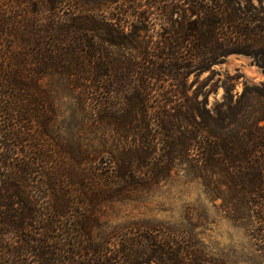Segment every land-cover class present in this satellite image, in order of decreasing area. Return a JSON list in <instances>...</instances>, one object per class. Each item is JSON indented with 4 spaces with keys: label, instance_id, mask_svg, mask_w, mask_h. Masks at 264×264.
Returning <instances> with one entry per match:
<instances>
[{
    "label": "trees",
    "instance_id": "trees-1",
    "mask_svg": "<svg viewBox=\"0 0 264 264\" xmlns=\"http://www.w3.org/2000/svg\"><path fill=\"white\" fill-rule=\"evenodd\" d=\"M118 1L0 0V264H143L151 257L157 264H221L176 247L170 237H150L142 244L128 238L116 252L110 251L106 240L95 242L92 237V211L98 203L121 193L123 186L167 176L176 160L193 162V151L203 184L217 193L219 185H225L251 210L258 224L255 240L264 254V103L243 136L237 129V105L229 101L218 118L225 122L213 126L209 118L214 117L183 95L186 73L181 72L187 67L205 71L217 62L215 55L250 54L233 46L241 35L256 37L264 46V17L258 19L262 30L238 34L240 20L246 24L254 18L240 17L231 0H209L201 6L193 0L192 14L205 11V15L188 21L173 37L175 42L172 37L162 42L161 62L151 65L159 72H164L163 64L170 66L183 95L172 112L157 114L155 137L149 131L150 118L121 107L111 110L113 85L138 66L135 58L145 48L138 34L144 25L128 30L127 10L107 14L108 4ZM135 17L140 24L147 15L140 12ZM125 48L139 52L129 55ZM53 73L63 74L76 88L82 85L80 99L95 102L94 124L136 129L139 145L117 156L110 154L118 169L112 181L107 175L103 179L110 184L100 183L96 176L94 182L77 177L72 170L76 161L62 156L49 133L53 106L39 80ZM155 138L161 151L157 156L151 146ZM48 163L54 166L44 170ZM207 174L218 177L214 181Z\"/></svg>",
    "mask_w": 264,
    "mask_h": 264
},
{
    "label": "rangeland",
    "instance_id": "rangeland-1",
    "mask_svg": "<svg viewBox=\"0 0 264 264\" xmlns=\"http://www.w3.org/2000/svg\"><path fill=\"white\" fill-rule=\"evenodd\" d=\"M194 1L199 5L201 2L205 5L211 3L209 0ZM192 2L121 0L108 4L107 14L112 16L119 14V9L127 10L128 30L137 24L139 27L145 26L138 33L145 47L135 58L138 66L128 69L126 78L113 85L109 99L111 110L116 112L121 107L124 112L127 109L130 113L150 118L153 124L149 126L150 134L157 137V114L172 112L183 95L197 102L206 116L214 117L209 121L218 127L225 122L218 118L226 110V101H229L237 105V129L239 135L243 136L264 103V46H259L256 37L241 35L238 37L240 40L237 39L238 44L233 45L235 49L250 54L215 55L213 59L217 62L209 64L205 71H192L190 67L183 69L181 72L186 73L182 79L186 86L183 95L176 86L175 73H170V66L161 64L165 67L164 72L151 68L152 64L161 62L158 55L162 42L170 40V37L175 42L176 37H173L186 27L188 21L205 15V11L192 14ZM231 2L232 7L239 9L240 17L254 18L246 24L241 19L237 25L238 34L263 29V23L258 19L264 17V0ZM149 3L153 6H148ZM140 12L147 17L139 24L135 14ZM184 38L182 36L185 45ZM222 38L221 35V42ZM124 52L135 55L139 51L125 48ZM188 63V59L184 61L185 65ZM39 83L53 106L49 112V133L58 142L62 156L76 161L73 172L87 182H94L96 176L101 178L98 180L100 183L110 184L109 180L103 179L106 175L111 178L118 171L114 163L116 157L113 156L140 144L139 137L134 134L136 129H132V125L119 129L113 124L109 128L94 124L95 102L81 100L79 88L82 85L79 88L72 86L63 74L45 75ZM142 83L145 84L144 90ZM135 95L136 99H132ZM124 97H129V101L125 102ZM138 100L142 103H137ZM194 115L199 120L197 113ZM258 124L261 126L263 122ZM153 140L151 146L155 147L157 156V152L161 151L157 150V139ZM191 158L193 162L184 158L176 160L168 175L161 179L153 177V180L145 179L143 185L123 186L121 193L98 203L92 211L95 224L92 229L93 241L104 239L110 251L116 252L121 243L128 242V238L142 244L146 238L170 237L176 247L188 248L192 253L197 251L221 264H264V254L255 240L258 224L251 210L238 197H232L225 185H219L218 193L208 189L202 182L198 167L194 165L198 159L196 152H191ZM43 165L44 170L54 166L50 163ZM37 168L39 170L40 163ZM143 171L149 173V168L144 167ZM210 175L214 181L218 177L217 174H207ZM110 188L118 189V186ZM143 264H157V260L151 257Z\"/></svg>",
    "mask_w": 264,
    "mask_h": 264
}]
</instances>
